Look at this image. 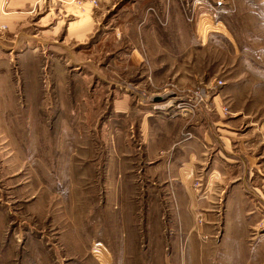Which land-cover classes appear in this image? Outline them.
Masks as SVG:
<instances>
[{
    "label": "rangeland",
    "instance_id": "374dc122",
    "mask_svg": "<svg viewBox=\"0 0 264 264\" xmlns=\"http://www.w3.org/2000/svg\"><path fill=\"white\" fill-rule=\"evenodd\" d=\"M95 2L0 0V264H184L176 233L153 231L138 152L147 113L183 118L182 139L204 136L207 194L219 207L245 199L246 260L261 247L264 262V34L247 1ZM123 98L127 113H114ZM115 149L137 169L111 199ZM199 234L195 264H214L206 244L220 231Z\"/></svg>",
    "mask_w": 264,
    "mask_h": 264
},
{
    "label": "crops",
    "instance_id": "0c3cea01",
    "mask_svg": "<svg viewBox=\"0 0 264 264\" xmlns=\"http://www.w3.org/2000/svg\"><path fill=\"white\" fill-rule=\"evenodd\" d=\"M218 1H220L221 7H232L233 0ZM246 1L248 6L247 21L252 24L251 31L264 34V0ZM258 8L263 9L262 14H255L258 12ZM254 22H257L256 25ZM222 26L224 27L223 24ZM224 29L222 32L228 33L232 38L230 31L225 27ZM128 108L129 100L126 98L116 100L113 104L116 114H125ZM158 117H153V120H150L151 115L145 114L138 129L140 138L138 152L141 155L139 162H143L144 165L143 172L140 174L156 189V192H153V200L156 203L153 202V231L169 230L176 233L177 240H182V245L189 248L187 251L190 256L186 258L184 264L196 263L194 255L196 251H199L196 250L199 246L197 240L199 232L218 230L220 231L218 238L208 240L206 244L207 247H216L219 251L218 256L216 254V258H214V264H240V261L243 264H264L261 247L255 250V256L246 260L247 247L250 254L254 251V247L250 245L248 234L254 230L255 225L253 222L247 221V217L251 214L245 206V199L237 193H231L225 199L223 207H219L217 204L220 199L207 194L209 187L202 181L204 174L201 172L206 166L204 136L203 139H200L199 134H193V137L182 139L180 138L182 129L180 126L183 125V118L160 119ZM125 155L117 153L115 149L113 158L110 159L111 164L106 174L108 177L107 187L111 190L108 189L107 198L114 199L125 196L124 194L120 196V189H117L114 194L112 188L121 187L127 176H135L134 170L137 168L130 164L128 167L126 166L123 158ZM138 180L142 181L141 178ZM202 182L205 183L206 186L203 185L205 187H202ZM110 183H112L111 186ZM204 188H206L204 192L200 193ZM102 245L104 246V244ZM194 246L196 247L194 248ZM239 254L242 255V260L238 259ZM92 259L99 264L93 255ZM72 260L73 258H69L66 259V262L68 264H77L75 262L90 264V261L85 262L84 259L81 261ZM94 260H91L92 264Z\"/></svg>",
    "mask_w": 264,
    "mask_h": 264
},
{
    "label": "built area",
    "instance_id": "2783aa9c",
    "mask_svg": "<svg viewBox=\"0 0 264 264\" xmlns=\"http://www.w3.org/2000/svg\"><path fill=\"white\" fill-rule=\"evenodd\" d=\"M95 3H96L95 0H89V4H90L91 6H93ZM199 222H200V221H199Z\"/></svg>",
    "mask_w": 264,
    "mask_h": 264
}]
</instances>
